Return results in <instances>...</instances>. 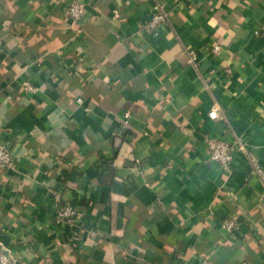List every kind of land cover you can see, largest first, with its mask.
I'll use <instances>...</instances> for the list:
<instances>
[{"label":"crops","instance_id":"1","mask_svg":"<svg viewBox=\"0 0 264 264\" xmlns=\"http://www.w3.org/2000/svg\"><path fill=\"white\" fill-rule=\"evenodd\" d=\"M71 1L0 0V139L19 157L0 169V247L14 264H264V0H83L76 23ZM156 2L172 17L146 38ZM206 134L249 156L223 171ZM64 202L96 238L56 226Z\"/></svg>","mask_w":264,"mask_h":264},{"label":"built area","instance_id":"2","mask_svg":"<svg viewBox=\"0 0 264 264\" xmlns=\"http://www.w3.org/2000/svg\"><path fill=\"white\" fill-rule=\"evenodd\" d=\"M87 13L86 3L83 0H72L66 9L67 19L78 22L81 21ZM172 17V9L168 4L156 2L152 8L151 16L148 20L141 23V32L146 38L154 37L163 25H167ZM256 37L264 38V22L254 30ZM216 56H220L223 47L220 44H215L208 49ZM188 64L198 66L201 60V52L199 49L189 47L187 48ZM215 69L209 71L210 74H215ZM22 88L25 92H34L36 88L31 83L24 81ZM77 102L80 105L84 104L82 98H78ZM220 108L214 105L209 112V117L213 120L220 119ZM129 116V113H126ZM204 147L208 155V160L217 164L223 171H228L239 152H246L247 150L243 144L236 138L234 141H228L221 136H213L206 134L203 139ZM249 156V153H247ZM19 164V157L13 152L12 147L8 142L0 139V169L9 171L16 169ZM257 173L263 178L264 172L258 167ZM85 213L78 205L71 202H64L58 206L54 216V222L58 228H74L80 226V232L71 233V239H75L82 235L84 237L96 238L99 232L94 226H87L83 224ZM238 226L236 218H226L222 221L221 228L227 233H233ZM0 264H14L12 253L0 247Z\"/></svg>","mask_w":264,"mask_h":264}]
</instances>
